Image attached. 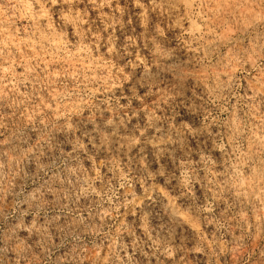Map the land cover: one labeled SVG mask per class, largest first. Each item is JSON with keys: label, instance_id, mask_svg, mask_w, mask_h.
<instances>
[{"label": "clouds", "instance_id": "9594fccd", "mask_svg": "<svg viewBox=\"0 0 264 264\" xmlns=\"http://www.w3.org/2000/svg\"><path fill=\"white\" fill-rule=\"evenodd\" d=\"M0 264H264V0H0Z\"/></svg>", "mask_w": 264, "mask_h": 264}]
</instances>
